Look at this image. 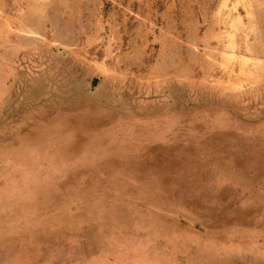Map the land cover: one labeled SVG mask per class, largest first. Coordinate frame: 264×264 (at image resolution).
I'll use <instances>...</instances> for the list:
<instances>
[{"label": "rangeland", "instance_id": "rangeland-1", "mask_svg": "<svg viewBox=\"0 0 264 264\" xmlns=\"http://www.w3.org/2000/svg\"><path fill=\"white\" fill-rule=\"evenodd\" d=\"M237 138L247 158L264 144V0H0V264L112 240L101 207L118 198L185 228L169 262L264 264V211L217 223L202 200L225 181L242 197ZM129 159L149 161L148 182L120 178ZM103 161L110 176L89 185Z\"/></svg>", "mask_w": 264, "mask_h": 264}, {"label": "bare ground", "instance_id": "bare-ground-1", "mask_svg": "<svg viewBox=\"0 0 264 264\" xmlns=\"http://www.w3.org/2000/svg\"><path fill=\"white\" fill-rule=\"evenodd\" d=\"M253 43L257 44V42H253ZM254 51H256L255 48H254ZM241 60H242V67L245 68L247 64V61H246L247 58L244 54L242 55ZM237 144H238V147L234 149L233 151L234 156L236 158L234 157L230 161V163L232 164L231 169H234L236 167V171H240L238 174L239 176H241L242 178L246 180L245 174H248L247 177L249 178L247 182L242 180V182H245L244 184H246L244 186L245 188L244 187L242 188V197H240L242 200H240V198H237L234 203L230 202V197L226 195L227 194L229 195L230 193L229 191L231 188L228 186H230L231 184L226 181L220 182L219 185L216 184L215 182L212 184L210 183L208 186H211V190H208V189L204 190L205 192L202 196V200L205 202H210V203H212V201L214 200L217 201V205L215 206L218 208L219 211H217V214L214 217L215 218L214 220L217 223L227 218L228 219L227 221H230V222L234 221L235 223H239L238 224L239 226V225H242L243 222H247V219L249 222L256 220L261 215L262 210L264 211V144L258 146L259 148L258 151L256 150L252 151V154H250L252 156L251 158L250 157L247 158L248 156L247 157L245 156L249 153V151L247 154L245 153L247 151V149L245 150V147L247 146L248 143L246 141L242 142V139H238ZM131 156L133 158V155ZM129 160L130 162H124V163L122 162V164L119 165L117 171H119L120 173V178L122 179L131 178V180L135 182V184H139V185L148 182L150 172L149 174L142 173V172L146 171L145 168L148 165L149 161L142 160V159L138 160V162H136V160L134 161H131V159ZM113 162L115 161H111V163ZM101 163L102 164L100 166L95 168V172H93L91 176H89L87 180L89 185H91V182L94 181V178L100 177L101 179H105L106 177L110 176V174H108L110 172V167H109L108 162L103 161ZM220 168L222 169L221 166ZM222 171L224 170L222 169ZM236 171L234 170L233 173H236ZM237 183L235 182V184ZM166 185L168 184L166 183ZM108 187L110 189L111 187H114V186L113 184L111 185L109 184ZM134 188L136 189H133V187L131 186H127V189H123L122 191L125 194H130L133 192H137L138 190L141 189L140 187H134ZM111 189H114V188H111ZM244 189L246 190L244 191ZM251 193L253 194L256 193V196L250 197L249 195ZM143 194H147V193L144 191ZM144 197H146V195ZM248 197H250L251 199H249L248 201L249 204H246L247 203L246 198ZM194 199L199 200L197 197H195ZM118 200H120V198L115 200V203L117 205L113 203L114 205H106L105 207L103 206L101 207L103 211L102 217H104L103 221H106L108 219V221L112 222L111 227L113 231L116 233L115 237L112 240H110L108 237L102 238L99 235L100 236V237L98 236L99 242L96 244V241H92V240H89V238H87V241L82 242L79 248H77L78 247L77 246L74 249L68 250L67 253L66 251L65 253H63V252L55 250V248H51L50 247L51 244L46 245L45 247L42 248V251H43L42 257L44 261H48L51 264H55V263L56 264L57 263L58 264H177V262H174L172 260L169 262V260L172 259V257L175 258L178 254L175 253L176 254L175 256V254L168 255L164 253V249H165L164 246L167 243L185 244L188 241V238L186 237L187 234L183 233V235H181L182 232L185 230V228H182L181 226H178L177 224L176 225L173 224L171 228L163 227L161 230L160 228H157L153 226L152 224H150L149 221H146V219L142 216V214L146 212V211H143L146 205L149 206L150 208L156 207L159 209H163L164 205H162L161 203L157 204L151 200H146V198H144L142 200V203H140L141 206L135 205V211H134L133 209L134 207H132L131 205H118V202H120ZM250 200L252 201V203H250ZM126 201L130 203V201L128 200ZM126 201H124L123 204H125ZM188 202L189 201L186 200L184 203H188ZM229 205H233L235 210L233 209V207H230ZM242 205H248V206L242 207ZM207 206H210V205L208 204ZM242 208H244V210H242ZM110 211L112 212L111 215L109 214ZM217 219H220V220H217ZM108 227L107 225H102L101 235L103 236L107 235V233L111 230ZM107 228L109 230H107ZM209 251H211L212 253L216 252V250L213 247H211ZM209 251H206V253L208 254ZM92 255H97L98 258H96L97 256L92 257Z\"/></svg>", "mask_w": 264, "mask_h": 264}]
</instances>
